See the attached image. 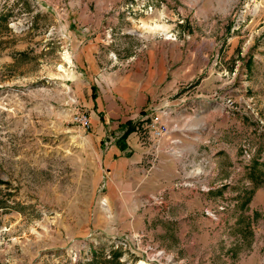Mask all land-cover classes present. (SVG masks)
Wrapping results in <instances>:
<instances>
[{
	"label": "rangeland",
	"instance_id": "1",
	"mask_svg": "<svg viewBox=\"0 0 264 264\" xmlns=\"http://www.w3.org/2000/svg\"><path fill=\"white\" fill-rule=\"evenodd\" d=\"M88 40L101 68L92 82L168 55L172 82L184 65L193 74L169 97L182 110L172 118L185 116L180 128L198 126L194 87L205 78L218 87L213 114L246 123L228 140L234 158L218 157L217 180L204 172L212 160L200 167L189 158L160 191L141 183L135 230L106 197L98 142L74 122L86 108L71 70ZM228 99L237 109L226 113ZM150 109L138 118L143 132ZM118 191V208H134ZM180 191L196 193L187 197L196 215L171 222V196ZM207 210H218V220ZM147 243L171 260L162 264H264V0H0V264H136L146 262Z\"/></svg>",
	"mask_w": 264,
	"mask_h": 264
},
{
	"label": "crops",
	"instance_id": "2",
	"mask_svg": "<svg viewBox=\"0 0 264 264\" xmlns=\"http://www.w3.org/2000/svg\"><path fill=\"white\" fill-rule=\"evenodd\" d=\"M96 42L98 41L96 40ZM95 45V41L88 40L83 46L77 47L70 80L76 88L80 105L86 108L85 111L90 117L93 128L90 129L89 134L99 144L101 151L99 164L103 172L101 175L103 178L107 177V186L111 185L110 192L106 197L116 209L114 215L118 218L130 217L132 219L130 227L135 230V228L141 227V220L137 218L138 206L136 203V197L139 194L138 186L141 183L145 182L150 185L151 192L160 191L164 183L175 179L181 162L184 163L189 158H191V164L200 167L208 162V159L212 160L209 171L204 172L210 176L214 175L210 177L209 181L207 180L209 183L217 180L218 163L216 161L218 157L221 154L228 155L232 152L231 159L234 158V152L231 151L232 148L228 140H232L231 137L235 134L234 127L244 130L246 123L240 116L230 118L223 115L217 118L218 116L213 114L214 109L211 106L214 104L213 97L218 87L213 85L209 78L201 79L200 83L194 87L195 101L200 106V115L196 114L195 118L198 126L192 130L181 127L182 131L174 133V137L181 141L180 144L174 146L180 151V159H177L167 151L168 142L166 140L158 146L151 138L149 131L143 132L139 129L138 121L141 120L138 118L144 116L140 113L145 108H152L153 104H156L155 101L161 98L159 96H163L164 99L163 102L156 105L157 109L169 107L170 110L182 111L180 104H172L169 97L172 95L171 91L176 92L183 83H186L183 81L187 80V73H191L185 69L188 66L184 65L176 70L173 73L172 82L170 58L168 55H164L156 63L151 62L141 66L138 62L133 66L132 71L116 74V76L108 78L107 82L103 77L102 83L100 80L92 82V79L96 80V76L101 72V68L98 66L100 58L94 55ZM206 68L211 69L210 66H205L200 70L197 69L196 73L201 74ZM191 75L193 74L191 73ZM223 106L224 103H221L220 107L223 108ZM171 121L178 125L185 124V116H175L171 118ZM189 133H192L190 139L183 140L187 134L189 136ZM217 133L221 136L227 135L226 139L220 141L218 136L216 137ZM219 141L220 143H216ZM157 146L159 158L157 161L152 159L153 165H151L149 159L155 155ZM147 168L151 171H145ZM119 188L125 191L126 198L135 201L134 208L128 212H125L124 208H118V204H122L121 201H124L123 195H120L118 191ZM188 192L180 191L171 196L173 199L172 218L169 219L171 222L178 219V216L192 217L196 213L197 206H190L189 199H187V197H196V193L192 192L194 193L192 197L190 194L188 195ZM117 195H119L118 198ZM199 207L201 209L200 205ZM119 220L128 227V221L125 218ZM119 220L116 219V222ZM99 229L107 232L108 234L105 233L107 236H110L109 233H115V231L106 230L103 227H99Z\"/></svg>",
	"mask_w": 264,
	"mask_h": 264
},
{
	"label": "built area",
	"instance_id": "3",
	"mask_svg": "<svg viewBox=\"0 0 264 264\" xmlns=\"http://www.w3.org/2000/svg\"><path fill=\"white\" fill-rule=\"evenodd\" d=\"M227 104L228 105L226 108V113L229 110L237 109L235 101L228 99ZM172 113H173L172 110H170L169 107H166V108H162V109H158V110H152V108H151L145 114L146 119L150 118V121L148 123V125H149L148 131L151 135V138L157 143L158 146L164 140H166L168 142L167 151L169 153L174 152V150H175L174 146L180 144V142H181L179 138L174 137V133L182 131L181 128L178 126V124L171 121ZM141 121H143V120H141ZM74 122L79 124L83 128H85L86 130H90L91 126H92L90 117L86 111L85 112L84 111L78 112L74 117ZM261 123H263V122H261ZM158 146L156 148L155 154L158 150ZM253 152H254L253 149H251V151H246L244 158L245 159L250 158L251 157L250 153H253ZM160 199H161V197H156L155 201L161 202ZM219 208H220V211H225V207L221 206ZM205 213H206V216H208L212 220H218V210H207ZM143 238H144V236H143ZM141 239H142V237L138 238L137 243L139 242L142 244ZM117 242L118 241H116V243L114 241H112V244L115 243V247L118 248L120 246V243H117ZM112 246L114 247V245H112ZM145 246H147V250L144 252L142 250L141 251L143 252V254H147V252L150 251V253L145 257V261L147 264L160 263V261H162L163 259H167V257H164V255H165L164 252H162V251L153 252V250H152L153 248L148 243ZM123 247H126V245H124ZM167 262L171 263V260L167 259ZM160 264H162V263H160Z\"/></svg>",
	"mask_w": 264,
	"mask_h": 264
},
{
	"label": "bare ground",
	"instance_id": "4",
	"mask_svg": "<svg viewBox=\"0 0 264 264\" xmlns=\"http://www.w3.org/2000/svg\"><path fill=\"white\" fill-rule=\"evenodd\" d=\"M136 264H146L144 261L137 262Z\"/></svg>",
	"mask_w": 264,
	"mask_h": 264
},
{
	"label": "trees",
	"instance_id": "5",
	"mask_svg": "<svg viewBox=\"0 0 264 264\" xmlns=\"http://www.w3.org/2000/svg\"><path fill=\"white\" fill-rule=\"evenodd\" d=\"M94 264H101V263H100L99 260H98V261H95Z\"/></svg>",
	"mask_w": 264,
	"mask_h": 264
}]
</instances>
